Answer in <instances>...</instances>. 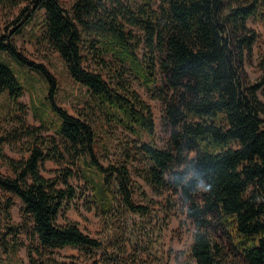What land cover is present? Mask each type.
Wrapping results in <instances>:
<instances>
[{"label":"trees","instance_id":"obj_1","mask_svg":"<svg viewBox=\"0 0 264 264\" xmlns=\"http://www.w3.org/2000/svg\"><path fill=\"white\" fill-rule=\"evenodd\" d=\"M154 4L74 0L68 10L59 0H0V9H19L12 27L0 32V95L17 101L23 91L6 54L43 77L52 115H36L55 134L36 138L20 159L0 149L10 171L0 172V228L5 225L0 264H22L12 258L22 246L28 248L29 264H80L52 255V249L66 246L96 254L91 264H126L120 242L107 253L108 245L64 215L80 197L69 183L77 164L89 202L102 214L118 206L140 217L150 213L134 201L136 191L150 198L132 171L154 193H167L169 207L177 199L193 227L189 264H264V100L259 97L264 94V54L257 80L250 81L245 71L258 39L248 20L264 19V0ZM40 10L44 23L36 41L57 52L70 77L88 93L76 115L56 103V81L48 69L23 56L12 40ZM121 19L141 35L136 37ZM84 51L106 78L85 68ZM131 78L163 104L169 130L164 146L155 143L151 106ZM114 125L138 143L113 145L104 131ZM4 140L0 137V143ZM95 145L106 159L112 154L115 159L103 165ZM46 161L68 165L45 177ZM14 197L24 219L18 223H12ZM21 233L29 244L18 239ZM97 251H102L98 257Z\"/></svg>","mask_w":264,"mask_h":264},{"label":"rangeland","instance_id":"obj_2","mask_svg":"<svg viewBox=\"0 0 264 264\" xmlns=\"http://www.w3.org/2000/svg\"><path fill=\"white\" fill-rule=\"evenodd\" d=\"M74 0H59L61 6L70 9ZM159 0H155L154 7L157 8ZM123 3H129L130 0H122ZM19 9L8 10L0 9V32H6L7 28L12 27V21L18 16ZM125 28L131 30L136 37L141 32L130 26L121 19ZM44 23V11H36L30 22L21 28L20 32L12 36L14 44L18 47L20 53L34 63L44 65L56 81L54 99L58 106L65 109L69 114L76 115V110L84 107L88 99V93L85 87L76 83L67 72L62 60L57 52L48 46L36 41V35L42 31ZM248 26L258 33L257 42L253 46L252 57L245 64V71L250 81H255L261 74L258 62L264 54V19H250ZM140 52L142 48H139ZM84 66L88 70L101 72L103 77L106 71H99L92 56L84 51ZM6 61L9 63L17 79L23 86L22 95L17 101H13L6 94L0 95V137H6V140L0 143V149L8 157L20 159L28 155V147L37 139L48 135H55L50 126H41L40 117L36 114L46 112L43 118H49L52 114L48 109L47 90L43 77L29 67L20 64L12 57L6 55ZM108 59L107 57H105ZM132 80V85L141 97L151 106L153 119L155 123L154 140L158 146H164L169 139V130L163 121V104L150 97L148 92ZM259 97L264 100V94L259 92ZM51 114V115H50ZM38 129L33 135H29L32 129ZM16 133V134H15ZM31 133V132H30ZM103 130L100 131V135ZM104 135L112 139L113 145H117L119 140L125 141L131 145L138 142L135 137L125 133L121 128L106 126ZM143 140H148L145 137ZM99 161L106 165L108 161L114 160V155L106 159L104 152L99 145H95ZM68 164H57L53 161H46L41 169L45 177L57 175L61 168ZM85 166V165H81ZM80 165L74 166V175L69 178V183L78 189L80 197L75 198L64 211L67 219L76 221L83 232L91 237L97 238L108 245L107 253L113 252L111 246L120 242L119 248L124 251V261L126 264H189L187 251L191 242L193 227L184 214L176 196L175 204L168 206L167 193H154L151 188L145 184L132 171L133 177L141 184L142 189L150 200L144 198L136 191L134 201L146 205L149 208V214L140 217L118 206L112 214H102L96 208L95 204L89 202L90 192L82 181L78 169ZM132 170V168H131ZM0 172L10 174L7 166L0 157ZM59 187H62L60 184ZM21 203L17 197H14V205L11 209L12 223H18L24 220L20 211ZM170 212L166 216L167 208ZM59 223L64 222V218L59 217ZM5 226V225H4ZM4 226L0 228V233L4 232ZM20 241L26 244L30 239L25 233L18 236ZM8 244L12 242L10 236L6 238ZM1 243V241H0ZM3 248L0 244V256ZM27 246L19 248L18 252L12 256L16 262L29 264ZM52 255L58 259L73 258L80 264H91L96 259V254L90 257L87 251L75 249L69 246L52 249ZM102 251H97V257ZM35 259L38 256L33 253Z\"/></svg>","mask_w":264,"mask_h":264}]
</instances>
